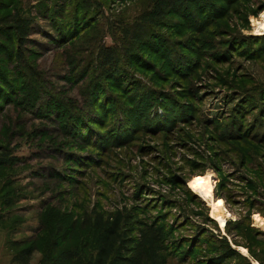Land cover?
<instances>
[{
    "label": "rangeland",
    "instance_id": "obj_1",
    "mask_svg": "<svg viewBox=\"0 0 264 264\" xmlns=\"http://www.w3.org/2000/svg\"><path fill=\"white\" fill-rule=\"evenodd\" d=\"M0 1H10L2 13L18 8L36 20L29 61L44 79L37 100L23 96L0 114V143L12 151L0 168V264H13L15 240L38 247L31 264L42 262L52 240L61 248L90 243L82 216L124 207L166 226L167 264H264V224L255 222L264 219V32L257 29L264 0L222 2L224 16L198 17L206 21L200 29L176 15L150 27L142 19L153 0ZM54 1L64 6L66 28L78 25L68 44H58L39 10L47 5L49 14ZM100 46L115 49L124 74L116 75L125 91L111 90L114 100L126 104L141 90L155 106L128 121L115 104L112 117L89 112L84 94L97 81ZM178 60L186 64L180 72ZM99 104L92 105L102 111ZM128 107L135 109L132 101ZM79 115L84 124L92 119L91 137L71 128ZM98 133L113 140L97 141ZM203 184L230 214L222 225L200 196ZM219 234L237 256L217 257Z\"/></svg>",
    "mask_w": 264,
    "mask_h": 264
},
{
    "label": "trees",
    "instance_id": "obj_2",
    "mask_svg": "<svg viewBox=\"0 0 264 264\" xmlns=\"http://www.w3.org/2000/svg\"><path fill=\"white\" fill-rule=\"evenodd\" d=\"M236 1L238 0H153V7L149 11L148 17L142 20L150 27H158L159 23L164 21L167 16L176 15L190 22L187 28L200 29L206 25V21L201 23L200 20H197L198 17H212L207 22L217 19V16H221L223 12L224 4L222 2L226 6H230L231 2ZM8 2L10 3V1ZM9 3L0 1V114L8 104L14 103L16 99L19 98L20 101L23 96H27V101L37 100L40 92L44 90V79L41 73H38L29 61L35 55L31 49L35 41L30 37L35 30L36 20L33 19L34 17L21 13L18 8L2 13ZM57 4L58 1L53 2L52 11H48L49 14L45 9L47 5L40 6L39 10L42 11L43 18L50 19L48 20L51 31H56L60 35L57 39L58 44L64 45L76 38L78 25L72 29L66 28L67 23L61 19L64 6ZM72 16L73 13L71 19ZM71 22L74 23V21ZM197 22L199 23L197 24ZM182 26L186 27V24L180 23L179 27ZM149 43L155 46L152 39H149ZM96 60L99 68L96 70L97 81L93 82L92 80L93 86L84 94L85 104L87 108L91 109L90 113L98 112L103 117H112L106 115L114 114L113 104H115L118 106V116L128 121L131 115L133 116V112H147L151 106L156 105L149 100L147 93L144 94L141 90L130 96L135 111L128 107L130 101L126 104L115 101L114 93L111 90L116 88L119 91H125L118 86H122L123 80L116 76L117 74L124 76L118 69L119 56L113 47L100 46L97 47ZM176 64L179 65V72L181 71L180 67L186 65L181 60H178ZM138 88V85L134 86V89L138 90ZM95 100L100 102L102 111L92 105ZM70 112L66 111L68 115H71ZM75 117L79 120L78 125L73 123L71 128L76 131L79 129L85 131L86 137H91L96 132L92 119L88 120L89 125L80 121L82 115ZM101 122L97 124L100 125ZM131 122L133 124L130 127H135V122ZM81 124H84L85 129L80 127ZM96 135L99 137L97 141L101 140V137L104 141L113 140L110 136L112 134L101 135L98 133ZM11 156V149L0 143V168L7 166ZM140 215L141 213L134 208L124 207L108 214L92 209L82 216L80 223L81 229H87L92 234L91 242H79L61 248L60 242L52 240L49 250L47 253L45 252L40 264H167L171 255V241L168 240L169 232L166 226L159 223L157 219L149 221L140 218ZM72 233V229L64 231L59 235V240L62 243L68 242ZM214 239L220 253L217 257L227 259L237 256L236 251L231 248L224 236L219 234ZM10 246L16 250V254L11 259L13 264H31L32 255L38 250L35 244L27 245V242L22 239L12 241Z\"/></svg>",
    "mask_w": 264,
    "mask_h": 264
},
{
    "label": "bare ground",
    "instance_id": "obj_3",
    "mask_svg": "<svg viewBox=\"0 0 264 264\" xmlns=\"http://www.w3.org/2000/svg\"><path fill=\"white\" fill-rule=\"evenodd\" d=\"M257 29L261 32L262 31L264 32V22L263 21H259V23H257ZM200 190H201L200 196L203 197L204 199L208 200L209 202H211L212 209L214 211V215L216 217V220L222 225L230 217V214L228 213V211L225 208V204H224L223 200L214 199L213 188L211 185L203 184L201 186ZM255 222L259 225H263L264 219L261 218L260 216H256ZM241 253L244 256H248V252L244 248H241ZM254 264H258V262H254Z\"/></svg>",
    "mask_w": 264,
    "mask_h": 264
}]
</instances>
